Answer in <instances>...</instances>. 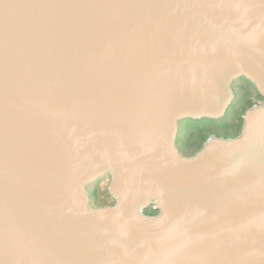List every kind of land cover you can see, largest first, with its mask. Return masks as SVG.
<instances>
[{"label":"water","instance_id":"95a60500","mask_svg":"<svg viewBox=\"0 0 264 264\" xmlns=\"http://www.w3.org/2000/svg\"><path fill=\"white\" fill-rule=\"evenodd\" d=\"M241 80L264 0H0V264H264V100L177 146Z\"/></svg>","mask_w":264,"mask_h":264},{"label":"rangeland","instance_id":"374dc122","mask_svg":"<svg viewBox=\"0 0 264 264\" xmlns=\"http://www.w3.org/2000/svg\"><path fill=\"white\" fill-rule=\"evenodd\" d=\"M238 81L234 86L236 99L223 120H187L180 124L177 146L185 156L198 152L210 136L233 138L238 136L243 128L245 111L255 100L256 89L248 82ZM111 177L102 179L89 187L92 206H105L109 196Z\"/></svg>","mask_w":264,"mask_h":264},{"label":"trees","instance_id":"16d2710c","mask_svg":"<svg viewBox=\"0 0 264 264\" xmlns=\"http://www.w3.org/2000/svg\"><path fill=\"white\" fill-rule=\"evenodd\" d=\"M247 81V80H246ZM249 84H251L254 88H255V86L251 83V82H249V81H247ZM237 84H239V83H235L234 84V86L235 85H237ZM256 89V88H255ZM260 98H263L260 94H259V92L257 91V89H256V95H255V100L257 101L258 99H260ZM225 118V117H224ZM223 118V119H224ZM222 119V120H223ZM203 120V119H202ZM204 120H211V119H204ZM213 121H216V120H213ZM221 121V120H220ZM114 203V199H113V197H112V195L110 194V196H109V198H108V200H107V202H106V204L105 205H108V204H113ZM146 213L147 214H154L155 212L152 210V207H150L147 211H146Z\"/></svg>","mask_w":264,"mask_h":264},{"label":"flooded vegetation","instance_id":"af4514ba","mask_svg":"<svg viewBox=\"0 0 264 264\" xmlns=\"http://www.w3.org/2000/svg\"><path fill=\"white\" fill-rule=\"evenodd\" d=\"M242 82H247V81H246V80H242ZM242 82H241V84H244V83H242ZM263 100H264L263 98H260V99H258L257 101H258V102H261V101H263Z\"/></svg>","mask_w":264,"mask_h":264},{"label":"bare ground","instance_id":"6f19581e","mask_svg":"<svg viewBox=\"0 0 264 264\" xmlns=\"http://www.w3.org/2000/svg\"><path fill=\"white\" fill-rule=\"evenodd\" d=\"M238 82V81H237Z\"/></svg>","mask_w":264,"mask_h":264}]
</instances>
